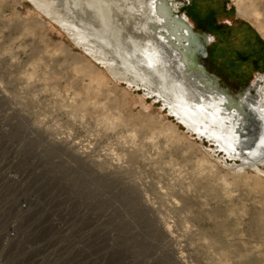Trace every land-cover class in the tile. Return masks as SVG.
Returning <instances> with one entry per match:
<instances>
[{"label": "rangeland", "instance_id": "obj_1", "mask_svg": "<svg viewBox=\"0 0 264 264\" xmlns=\"http://www.w3.org/2000/svg\"><path fill=\"white\" fill-rule=\"evenodd\" d=\"M201 1L182 12L211 35L203 62L236 95L264 74V40L230 0ZM91 66L28 2L0 0V249L8 225L18 232L1 250L9 263L264 264V157L249 167L209 155L213 144L158 102L94 80L103 69Z\"/></svg>", "mask_w": 264, "mask_h": 264}, {"label": "bare ground", "instance_id": "obj_2", "mask_svg": "<svg viewBox=\"0 0 264 264\" xmlns=\"http://www.w3.org/2000/svg\"><path fill=\"white\" fill-rule=\"evenodd\" d=\"M25 1L57 25L89 65L103 69L94 80L106 82V75L140 90L142 99L158 102L186 134L211 142V156L220 150L249 167L264 157V74L235 95L207 71L211 35L194 30L182 12L192 6L195 14L203 1ZM230 1L264 40V0Z\"/></svg>", "mask_w": 264, "mask_h": 264}, {"label": "built area", "instance_id": "obj_3", "mask_svg": "<svg viewBox=\"0 0 264 264\" xmlns=\"http://www.w3.org/2000/svg\"><path fill=\"white\" fill-rule=\"evenodd\" d=\"M23 208H26V206L24 205ZM17 240H18V232L16 230V226L14 224L8 225L3 242L1 243L2 247L0 249V264H10L9 258L6 257L1 250L4 248V246H6L7 243H13L14 241Z\"/></svg>", "mask_w": 264, "mask_h": 264}, {"label": "water", "instance_id": "obj_4", "mask_svg": "<svg viewBox=\"0 0 264 264\" xmlns=\"http://www.w3.org/2000/svg\"><path fill=\"white\" fill-rule=\"evenodd\" d=\"M217 82H219V84H220L221 86L223 85V82L220 81V80H218V79H217ZM226 89H228L230 92L233 91L229 86H226ZM233 92L235 93L236 91H233Z\"/></svg>", "mask_w": 264, "mask_h": 264}]
</instances>
